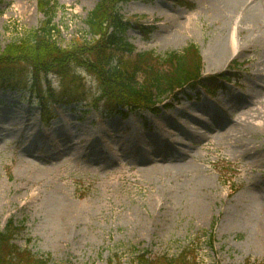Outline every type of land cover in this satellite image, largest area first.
I'll return each instance as SVG.
<instances>
[{"label": "rangeland", "instance_id": "obj_1", "mask_svg": "<svg viewBox=\"0 0 264 264\" xmlns=\"http://www.w3.org/2000/svg\"><path fill=\"white\" fill-rule=\"evenodd\" d=\"M45 2L0 0V54L40 30L46 15H54L52 23L59 31L56 44L61 50L71 48L76 40L91 41L85 36V21L102 0H50L47 13ZM208 5L207 0H134L121 6V14L148 31L144 34L140 32L145 30L135 29L124 34L138 53L164 56L193 45L201 55L204 75L236 69V82L225 84L210 96L211 101L197 90L188 92L189 97L179 96L177 103L163 102L156 113L137 111L124 118L108 115L106 105L100 100L94 103L96 79L82 73L81 86L89 101L67 107L48 103L45 118L53 119L44 127L42 110L29 91L0 92V234L13 222V244L45 264H264V119L262 129L249 126L252 135L230 145L218 141L213 130L187 124L186 131L181 129L176 137L180 144L173 145V157L182 155L184 162L183 157L180 161L172 157L171 163L161 164L147 154L148 163L153 160L163 167L161 171L143 172L135 165L143 145L152 151L158 148L162 156L170 153L156 144L159 132L155 126L164 128L171 118L179 120L177 115L184 108L212 126L213 120L198 111L208 106V112L218 118L215 121L228 120L230 126L245 110L242 105L264 101V30L245 32V40L242 33L239 54L228 66L222 63L224 56L221 62H213L211 47L225 39L226 31L212 23ZM188 17H194V23L186 26ZM124 59L132 57L125 55ZM48 79L58 94L57 78ZM246 96L244 103L240 97ZM25 119L32 124L27 131L23 130ZM101 130L112 137L103 139ZM32 133L36 139L49 138L51 145L29 156L23 151L34 147L36 139H28ZM94 137L104 140V151L112 149L117 155H89L79 141ZM207 137L210 139L201 140ZM123 140L131 158L122 157L119 144ZM76 147L87 155L71 159ZM21 161L32 167L19 166ZM33 166L41 171L37 176L41 184L48 186L44 195L56 194L58 200L66 195L72 210L76 207L62 239L51 233L56 215L49 218L53 209L49 202L38 213L18 211L28 199L23 192L20 197L14 194L18 172L26 177ZM8 197L14 206H8ZM149 198V202L162 199L164 207L138 205ZM54 208L56 212L57 205ZM47 218L53 219L49 227L43 225Z\"/></svg>", "mask_w": 264, "mask_h": 264}, {"label": "trees", "instance_id": "obj_2", "mask_svg": "<svg viewBox=\"0 0 264 264\" xmlns=\"http://www.w3.org/2000/svg\"><path fill=\"white\" fill-rule=\"evenodd\" d=\"M127 1L130 0H102L85 21V36L91 41L76 40L67 50L56 44L59 31L52 23L54 15H46L40 30L0 54V91H29L42 110L47 109L48 103H87L89 98L80 78V74L87 73L98 84L94 102L100 100L106 105L105 111L118 115L141 107L151 109L176 89L201 84L214 91L216 80L202 76L200 56L193 46L181 54L168 53L163 57L153 52L134 53L124 36L132 25L120 10ZM45 3L47 13L50 2ZM125 55L132 59H124ZM48 76L57 78L58 94ZM13 240L10 224L0 234V264H45L19 249Z\"/></svg>", "mask_w": 264, "mask_h": 264}, {"label": "bare ground", "instance_id": "obj_3", "mask_svg": "<svg viewBox=\"0 0 264 264\" xmlns=\"http://www.w3.org/2000/svg\"><path fill=\"white\" fill-rule=\"evenodd\" d=\"M209 3L208 11L209 14H211V20L212 23L220 30L226 31L225 33V39L224 40H218L216 41L212 47H211V59L214 62H221L222 57L223 61L222 63L228 64L229 61H231L236 54H239L238 49V38L239 36L245 32L248 34H252L256 29H260L261 31L264 30V0H207ZM178 20V19H176ZM187 22L194 23V17H188L186 19V26L188 25ZM182 24V23H181ZM182 27H184L182 25ZM228 29V30H226ZM248 34H245L243 39L245 40L248 36ZM264 39V37H263ZM264 44V42H263ZM209 60V59H208ZM211 61V60H210ZM207 62V59H206ZM262 64L261 62H257V64ZM264 75H261V77ZM247 98L246 97H240V100L244 103H246ZM208 106H202V109H198L199 112L202 114H206L212 121V126L206 125V121L202 118H199L198 116L192 115L191 113L187 112V110L184 108L183 110H180L179 114L177 115L179 120L175 121L174 119H170V123L167 124V126L159 127L155 126L159 133H157L155 136L156 144L163 146L165 149H167L170 153L168 155L162 156L158 154V148L155 147V150H150L149 148H146V145H143L142 148L144 150L141 157H137L135 159V165H140L142 167L143 172H159L163 169V167L154 165L153 160H158L157 162H160L161 164H169L172 161L170 158L173 157V155L176 153V151L173 148L174 144H180V141L178 138H176L178 135H181L179 132L180 130L186 131L187 124L194 125L199 128H202L206 130L207 132H210L213 130V132L218 133L217 140L220 142H224L225 145L230 144H236L237 140L240 139H246V137H249L252 135V133H249V126H253L257 129H262L263 119H264V101L257 102H251L248 103L245 107H242L243 111L238 116V120H242L240 124L236 123L238 120L234 122V125L238 124L236 127L234 125H227L224 122L221 123L220 120L215 121L217 118L214 113L211 115L209 109H207ZM236 110V109H234ZM31 120V119H29ZM29 121L28 119L24 120L23 123V130H29ZM236 123V124H235ZM243 123V124H242ZM16 126V124H14ZM31 128L32 124L30 123ZM102 138L106 137H112L109 133H106V131H99ZM212 133V132H211ZM35 136L32 134L29 135L30 139L31 137ZM132 140L134 142L137 141L136 134L132 133ZM102 138H91L86 140H80L79 143H84L85 151L88 152L89 155H94L99 152H109L110 154L117 155L116 153H113L112 149H109L107 151H104V140ZM166 138H169V142H166ZM36 139V138H35ZM210 137L202 138L201 140H209ZM146 144V143H145ZM51 140L47 137L41 136L36 139V143L32 149H26L23 152H25L27 155L31 156L35 151L40 150L44 146H50ZM120 145V151L122 153V157L124 158H131L132 155L130 154L131 151L128 150V143L127 141L123 140ZM79 148L76 147L73 149V155L71 157L74 158L73 160H76L78 158H82L86 155H84V152H79ZM60 152V150L57 151L56 155ZM147 154L152 155L155 159L152 160V163H148L150 159H148ZM59 155V154H58ZM147 157V158H146ZM151 157V158H152ZM183 157L182 155L178 157L175 156L174 160H181L180 158ZM55 160V159H54ZM185 161V158L183 157L182 162ZM19 166H25V167H32L30 163H26L24 161H21L19 163ZM21 169V168H20ZM40 172L38 169H35L33 166V171L28 174L26 177L22 176L20 174V171L18 172L17 180L19 184L14 189V194L18 197H20L21 192H23V195H27V201L18 208V211H22L24 209H28L29 211H33L34 213H38L40 209H44L48 202L52 206V210H49L50 217L55 216V221L51 224V233L56 238H64L67 235L68 226L70 222V218L73 215L75 217L76 213V207L74 210H72V203H70V200L67 199L66 195H62L61 199L58 200L56 194L54 195H44L46 193V188L48 187L44 183H42L41 178H38L37 176L40 175ZM38 173V174H35ZM139 181L142 183V178L139 177ZM41 184V185H40ZM35 187V190L33 188ZM8 189H12L11 187L7 186ZM156 192H151V195H155ZM66 200V201H64ZM150 198L143 202L139 203L138 205L140 207H144L147 204L149 206H152L156 209H161L164 207V202L162 199H156V201L149 202ZM14 201L8 197V206H14ZM57 205L56 212H54L55 208L54 206ZM39 207V208H38ZM41 211V210H40ZM202 211V210H201ZM204 211V210H203ZM57 213V214H55ZM203 214L202 216L205 217V212H201ZM54 217V216H53ZM37 218L36 215L34 219ZM53 220V219H52ZM51 220V221H52ZM47 218L46 221L43 223L44 226L49 227V223L51 222Z\"/></svg>", "mask_w": 264, "mask_h": 264}]
</instances>
